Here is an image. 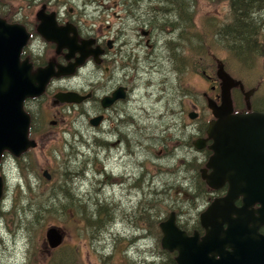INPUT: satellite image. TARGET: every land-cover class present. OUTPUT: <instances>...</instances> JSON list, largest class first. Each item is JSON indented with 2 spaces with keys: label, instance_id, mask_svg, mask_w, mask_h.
Here are the masks:
<instances>
[{
  "label": "rangeland",
  "instance_id": "obj_1",
  "mask_svg": "<svg viewBox=\"0 0 264 264\" xmlns=\"http://www.w3.org/2000/svg\"><path fill=\"white\" fill-rule=\"evenodd\" d=\"M30 1L0 0V15L29 20L33 10L39 6L38 3L29 4ZM83 3V10L87 13L82 16V25L86 29L100 27L107 31L112 26L127 29L123 21L125 11L121 6H114L112 0H84ZM190 4L189 8H179V20L174 14L172 18L162 19L155 24L153 46L146 45L144 39L138 36L119 39L115 46L120 53L128 52L131 46H135L134 54L137 55V58L132 55L128 60L132 70L125 80L133 94L128 106L131 126L128 128L127 124L120 122L125 127L124 131L130 129L129 153L125 145L116 146L114 150L107 145V141H100L104 146L96 151L92 147L93 130L85 132L82 122V134L68 147L63 135L66 125L58 124L56 107L51 104L52 95L56 93H53L55 85L48 86L44 96L29 103L34 126L41 129L42 134L35 137L37 145L28 152L29 157L22 169L14 164L3 165L6 188L0 205L4 206L7 214H0V264H153L139 261L147 253L143 249H150L156 255L155 264H175L174 253L160 246L161 232L157 222L183 206L186 211H175L177 222L181 225L198 223V209L202 200L191 188L185 187L186 180L179 181L182 189L178 190L168 163L177 168L180 180L182 173L190 171L193 174L199 161L206 157L205 153L190 152L188 158L191 162L184 164L185 158L181 154L185 152L184 142L190 132L184 126L189 102L198 105L196 110L203 118L207 106L201 92L206 91L210 96L219 94L212 55L221 59L228 73L241 80L246 89L257 85L260 87V91L252 97L256 104L253 106L250 103L252 107L264 109L262 58L241 60L234 50L225 46V40H217V29L232 19L229 1L193 0ZM115 13L121 14V18H117ZM261 14L264 16V12ZM164 18H167L165 14ZM167 28L171 31L168 32ZM138 41L140 46H136ZM159 59L162 62L160 65L156 62ZM133 64H140L136 74ZM150 79L156 84L146 85ZM141 80L147 82L140 83ZM211 86L215 88L212 90ZM160 93L161 100H155ZM234 94L239 96V90H234ZM232 100L233 105L238 103L239 109L244 108L242 98ZM70 117L68 115L67 118ZM172 119L177 121V127L171 126ZM50 120H56V123L50 125ZM108 135L105 132L101 137L111 142L113 136L110 134V138ZM176 140L180 142L174 146L178 149L177 155L172 159L166 157L165 152ZM71 148H76L77 153ZM163 168L167 169L162 171ZM110 169L123 175H127L128 171L129 174L141 175L140 188L129 190L128 187L127 190L126 177L125 184L107 186L106 182L111 180ZM43 170L48 171L49 179L42 175ZM19 172H22V176ZM155 190H161L160 194H155ZM110 191H114L121 207L123 203L126 207V200H129V208L111 211V218L104 216L106 219L102 224L86 221L84 211L91 217L95 210L94 202L111 207L116 205L115 199L109 196ZM149 191L153 193L148 194ZM42 207H48L52 213L38 212ZM148 212L152 222L147 220ZM135 224L145 228L149 238L141 240L137 247L133 246L126 254L127 241H122L118 236H109L107 230L132 232ZM51 225L64 234L57 249L41 244L46 228ZM112 225L114 227L110 228Z\"/></svg>",
  "mask_w": 264,
  "mask_h": 264
},
{
  "label": "flooded vegetation",
  "instance_id": "obj_2",
  "mask_svg": "<svg viewBox=\"0 0 264 264\" xmlns=\"http://www.w3.org/2000/svg\"><path fill=\"white\" fill-rule=\"evenodd\" d=\"M83 1L84 0H31L29 4L35 5V3H38L37 5L39 6L37 7V9L33 10L29 20L19 19L18 17L14 16L10 17L6 15L5 17L3 15H0V18L4 19L6 23L19 24L23 26L28 33V39L25 45L21 48L19 60L20 62L26 60L31 65V73H33L39 67L46 66L49 61L54 62V68L55 70H57V64L67 65L69 62H74L75 58L79 55V52L75 51L73 56L67 59V48L63 47L60 50H57L56 43L46 40L39 32H37V25L39 23L37 12L41 9L44 16H53L57 26L67 25L68 37L75 38L76 44H81V42L83 41H89L86 50L89 53H93L94 51L97 52V55H87L80 65L74 67V69L72 70L73 72L61 76H52L41 95L37 97H27L23 100V109L29 116L27 136L28 139L34 140L37 145L35 137L42 134L41 129L34 126V115L29 107V103L35 102L36 100L44 96L46 94L45 91L48 86L55 85L53 93L58 91L74 92L77 93V95L80 97V101L78 102H55L53 95L51 98V104L53 105V107H56L57 110V114L55 117L58 118V124L64 123L66 125L63 129V135H65L64 141L68 147H71L73 144V140H75L78 135L82 134V122L85 132H88V129L93 130L91 134L94 135V145H92V147L96 151L99 150L101 146H104L100 141H107V145H110L114 150V147L116 146L125 145L126 151L127 153H129L130 129L124 131L125 127L121 125L120 122L124 123L125 125L127 124L126 127L128 128H130L131 126V113L128 111V106L131 103L133 94L131 92V88L125 80L128 79V73L130 72V70H132L131 65L128 64V60H130L132 55L137 58V55L134 54L135 46H131L128 52L126 50L122 53H120L118 48H116L115 46L119 39L129 38V36H138L139 38L144 39L146 45L150 47L153 46L152 36L153 30L155 29V24L157 22H160L162 19H169L170 17L172 18L174 14H176L175 18L179 20L181 14L179 13V8H189L191 6L190 2H192L193 0H112L114 6H121L125 11V17H123V21L127 24V29H121V27L116 28L115 26H112V29H107V31H103L100 27H98L97 29H86L82 25V16L87 13L83 10ZM164 14L167 16V18H164ZM115 16L117 18H121V14L115 13ZM173 23L174 21L172 20L171 24ZM167 31L170 32L171 29L167 28ZM217 34L218 31L216 33V36ZM136 46H140V41L136 43ZM48 53L51 54L49 57ZM214 61L218 65V61H220V59H214ZM156 62H158L159 65L162 63L161 59L156 60ZM140 64H133V67H135L137 70L135 74L138 72ZM85 69L86 73L84 72ZM148 81L149 82L146 85L151 86L152 84H156V82H153L151 79ZM145 82L143 80L140 81V83L144 84ZM210 88L213 90L215 87L211 86ZM113 95H116V97H114ZM201 96L205 99L206 105L209 98L215 100L216 102H219L218 93H216L214 96H210L208 92L202 91ZM161 98L162 93L157 95L155 100L160 101ZM104 100H106L105 103H103ZM189 103V109L185 113L186 122H184V126H187V129L190 130V132L186 135L185 138V152H182L181 154V156L185 158V161L183 163L185 164L191 162V160L188 158V154L190 152H194L197 154L205 153L206 157L205 159H203L204 161H199V165L193 174H191L190 171L182 173L180 180H178L179 177L177 168L174 169V165L172 163L168 164L170 165L169 167L172 168L170 169V175L174 178V185L178 187V190L181 191L182 189V186L180 185L182 183H179V181L186 180L187 184H184L185 187L191 188L192 192L197 197H199V199L201 198L202 205L200 206L201 208L198 209V211L201 212L205 211L215 199L222 198L226 195L228 191V183L223 182L217 187H211L207 184L206 180L202 176L203 169L206 170V174L210 173V171L212 170L211 168L206 166V163L209 159V156L212 154V151L208 147L212 143V140L208 138L207 127L209 121L213 118V116L210 109L207 108V112L205 111V113H203L205 114L204 117L201 118L200 111L196 110L199 108L198 105L193 101H190ZM171 110L173 111L174 107H172ZM191 112L194 113L193 117H190ZM68 115L71 116L69 119L67 118ZM173 115L174 113H172L171 115L172 118ZM92 120L96 122L92 123ZM77 121H80V123H78ZM171 122L172 127H177L178 123L176 120L172 119ZM55 123L56 120L49 121L50 125H53ZM71 125L72 128L70 130ZM105 132L109 134L108 136H110V138L111 135L113 136L111 142L108 141V136L105 138L107 140L102 139L101 135ZM199 140H203V142L199 143ZM171 142H173V140H171ZM179 144L180 142L176 140L174 142V145H172V147L165 152V156L172 159L174 155H177L178 149L174 146H178ZM32 148L34 147H28L18 155H14L8 150L2 151L0 157V166L2 170L0 171V178L2 181V196L0 198V201L4 197V190L6 188V173L3 170V165L5 163L14 164L16 167H20L22 169L29 157L28 152ZM71 149H73L75 153H77L78 151L76 148ZM94 157L96 156L94 155ZM138 160L139 159H137L136 161ZM166 169L167 168H163L162 171H165ZM141 170L142 169L140 168L139 171L141 172ZM110 172L111 179L115 178L116 182L111 184L106 183L107 186L113 187L116 186L117 183H120V185L125 184L126 177L128 181V185L126 187L127 190L128 187L129 190H138L137 188H140L141 175L129 174V171L127 172V175H125V173L123 175L113 172L112 169H110ZM19 175L22 176V172H19ZM160 191L161 190H155V194H160ZM152 193V191L148 192V194ZM109 196L110 198H114L116 201V205L113 207L114 211H118V208L123 209V211L129 208V200H126V208L124 203L122 207L119 206V202L115 196L114 191L111 192ZM138 203H140V199H138ZM242 204V196H238L233 201V205L235 207H241ZM258 207L259 204L254 203L251 206V209H256ZM135 208L136 206H134V209ZM138 211H140V207ZM175 211L186 210L185 207L182 206V208H180L179 210H174V212ZM255 215L257 214L255 213ZM175 216L177 222L178 217L176 213ZM177 224L189 235H192L194 231H196L198 232L199 236H202L205 232L204 228L200 224L199 215L197 225H195L194 223L181 225L178 222ZM223 226L224 228H226L227 225L224 224ZM113 227L114 226L112 225L110 228ZM190 229L191 231H189ZM131 230L132 232L126 233L113 229L107 230V234L109 236H118L120 239H122V241H127V245L125 247L126 254H128V250L133 248V246L137 247L141 240L149 238L146 229L139 225L132 227ZM59 231L63 236V241L64 234L60 229ZM257 231L259 234L264 236V222H262L258 226ZM41 244L44 247H49L51 249H57L58 246L60 247V244L53 248L50 247L45 234L43 235ZM128 247L130 248L128 249ZM143 252L147 253L139 261H143L145 263L152 262L153 264L156 263L157 257L155 254L153 255L150 249H143ZM174 252L175 251L170 253ZM175 255L176 253H174L173 256L174 262ZM30 258L31 257H29V260Z\"/></svg>",
  "mask_w": 264,
  "mask_h": 264
},
{
  "label": "water",
  "instance_id": "obj_3",
  "mask_svg": "<svg viewBox=\"0 0 264 264\" xmlns=\"http://www.w3.org/2000/svg\"><path fill=\"white\" fill-rule=\"evenodd\" d=\"M37 18V32L56 43L57 50L67 48V59L75 51L79 55L67 65L57 64V70L54 62L49 61L31 73V65L19 60L28 33L23 26L8 24L0 18V157L3 150L18 155L36 146L27 136L29 116L23 109V100L41 95L52 76L69 74L87 55H97L96 51L86 50L89 41L76 44L75 38H69L67 25L57 26L52 15L44 16L41 9ZM216 76L220 80L219 103L211 98L207 101L213 119L207 127L212 154L206 166L212 170L206 174L203 169L202 176L211 187L227 182L228 191L200 212V224L205 230L202 236L196 231L187 234L176 224L175 213L171 211L159 222L160 244L163 249L176 252L177 264H264V236L257 231L264 222V112H234L231 90L238 87L243 92L249 110L254 89L244 90L243 83L233 78L221 61H218ZM53 98L55 102L80 101L74 92L58 91ZM193 116L191 112L190 117ZM42 175L50 178L47 170ZM238 196H242L241 207L233 205ZM254 203L259 207L251 209ZM45 235L52 248L62 242L63 236L55 226L48 227Z\"/></svg>",
  "mask_w": 264,
  "mask_h": 264
},
{
  "label": "trees",
  "instance_id": "obj_4",
  "mask_svg": "<svg viewBox=\"0 0 264 264\" xmlns=\"http://www.w3.org/2000/svg\"><path fill=\"white\" fill-rule=\"evenodd\" d=\"M231 10L232 19L229 23L222 25L217 29L218 31V39L219 41L225 40V46L236 52V56L241 60H247L249 58H262V62L264 65V16L261 14L264 12V0H228ZM216 37V36H215ZM241 55H245L246 57H239ZM214 60L215 56H211ZM215 63V71H216V62ZM224 63V62H223ZM225 67V63H224ZM216 79V73H215ZM219 83V80H218ZM246 89V88H245ZM250 89V88H247ZM258 85L255 87L251 97L250 102L254 106L256 103L252 100L254 94H257L260 90ZM234 90H239L238 88L232 89V98L235 97L242 98L244 101L243 109H239L240 105L237 103L234 105L235 110H244L245 100L243 98V94L240 92L239 96L234 94ZM253 110L264 111L263 108L252 107ZM94 202V211L93 215L89 217L87 211H84L86 217L85 220L92 224H102L103 221L109 217L111 218V211L113 207L108 204H96ZM3 207L0 205V214L1 216H5L7 213L4 212ZM48 207H42L40 213L44 211H48V213H52L49 211ZM104 216L106 218H104ZM148 222H152L150 218V214L148 212L147 216ZM93 221V222H92ZM110 222V220H109ZM108 222V223H109ZM112 222V221H111ZM160 222V221H159ZM158 224V222H157Z\"/></svg>",
  "mask_w": 264,
  "mask_h": 264
},
{
  "label": "bare ground",
  "instance_id": "obj_5",
  "mask_svg": "<svg viewBox=\"0 0 264 264\" xmlns=\"http://www.w3.org/2000/svg\"><path fill=\"white\" fill-rule=\"evenodd\" d=\"M114 182H116V179L115 178H113V179H111V180H109L108 182H106V183H114Z\"/></svg>",
  "mask_w": 264,
  "mask_h": 264
}]
</instances>
